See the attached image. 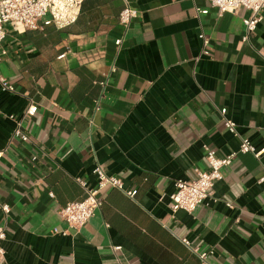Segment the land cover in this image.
Here are the masks:
<instances>
[{"label":"crops","instance_id":"0c3cea01","mask_svg":"<svg viewBox=\"0 0 264 264\" xmlns=\"http://www.w3.org/2000/svg\"><path fill=\"white\" fill-rule=\"evenodd\" d=\"M127 5L138 16L126 31ZM262 15L247 40L251 11L220 14L208 0H84L64 28L7 25L0 68L16 92L0 87V205L10 207L0 264H201L195 248L213 249L209 264H264V154L238 153L217 200L192 214L174 213L170 198L177 180L208 169L204 146L220 156L241 137L264 147ZM29 98L37 111L23 141L10 116ZM98 165L137 194L104 189L72 228L60 211L96 188Z\"/></svg>","mask_w":264,"mask_h":264},{"label":"built area","instance_id":"2783aa9c","mask_svg":"<svg viewBox=\"0 0 264 264\" xmlns=\"http://www.w3.org/2000/svg\"><path fill=\"white\" fill-rule=\"evenodd\" d=\"M208 1L211 7L216 8L220 14L225 12L235 14L241 9L251 11V16L244 19L247 29V35L244 40L248 39L249 33L254 31L258 23L263 20L264 0ZM83 2L84 0H0V46L6 38L7 25H12L17 31L39 29L48 25L64 28L77 21ZM208 12V8H197L198 14H207ZM137 16V10L127 5L120 13L119 22L127 31ZM200 38L203 41V54L209 55V38L204 33L200 34ZM122 41L123 39H118L116 44L120 45ZM1 54H6V51L2 50ZM0 87L4 91L16 92L15 86L3 75L1 68ZM29 101V106L22 117L10 116L15 122L13 137L21 138L23 141L29 140L28 134L22 128L23 121L28 115H34L37 111L34 101L31 98H29ZM220 113L226 129L232 134L239 136L237 123L227 117V109L221 108ZM204 148L208 169H195L194 178L175 182V190L170 195L174 213L183 210L192 214L199 206L216 201L215 186L224 178L223 169L233 163L238 153H251L257 158L264 154V147L261 149L256 148L251 140L246 137L240 138L238 151L231 152L226 156H220L216 150L208 146H204ZM94 173L98 178L96 188L87 190L83 199L67 203L60 211L62 218L72 228H81L94 215L95 211L101 207L103 200L100 193L104 189L108 187L118 188L123 190L129 197H135L137 194L135 189H124L123 181L116 176L108 175L100 165L94 169ZM263 180L264 177L261 181ZM81 183L84 184L83 182ZM228 205L231 206L232 204L228 203ZM0 209L5 213V216L10 212V207L7 204H1ZM64 233H67V231ZM5 238V226L0 224V260L6 254L2 245ZM183 242L187 245L190 244L187 239H183ZM194 251L199 256L201 264H209V257L214 252L211 248L207 250L195 248Z\"/></svg>","mask_w":264,"mask_h":264}]
</instances>
